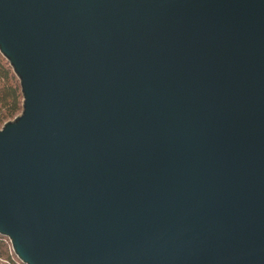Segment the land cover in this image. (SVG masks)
Masks as SVG:
<instances>
[{
    "label": "water",
    "instance_id": "obj_1",
    "mask_svg": "<svg viewBox=\"0 0 264 264\" xmlns=\"http://www.w3.org/2000/svg\"><path fill=\"white\" fill-rule=\"evenodd\" d=\"M0 53L23 264H264V0H0Z\"/></svg>",
    "mask_w": 264,
    "mask_h": 264
},
{
    "label": "trees",
    "instance_id": "obj_2",
    "mask_svg": "<svg viewBox=\"0 0 264 264\" xmlns=\"http://www.w3.org/2000/svg\"><path fill=\"white\" fill-rule=\"evenodd\" d=\"M22 101L19 80L7 59L0 53V128L5 121L13 119L21 112ZM0 257L5 258L9 264L14 263L16 259L21 262L15 255L9 239L1 235Z\"/></svg>",
    "mask_w": 264,
    "mask_h": 264
},
{
    "label": "rangeland",
    "instance_id": "obj_3",
    "mask_svg": "<svg viewBox=\"0 0 264 264\" xmlns=\"http://www.w3.org/2000/svg\"><path fill=\"white\" fill-rule=\"evenodd\" d=\"M18 114H19V113H18ZM0 264H9V263L7 262V260H6L5 258L0 257ZM11 264H22V263L19 262V261L16 259V261H15L14 263H11Z\"/></svg>",
    "mask_w": 264,
    "mask_h": 264
}]
</instances>
